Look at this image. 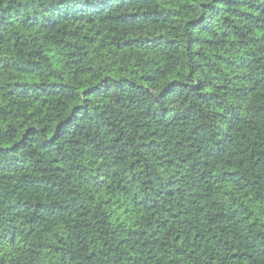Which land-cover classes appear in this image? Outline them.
<instances>
[{
	"label": "trees",
	"instance_id": "16d2710c",
	"mask_svg": "<svg viewBox=\"0 0 264 264\" xmlns=\"http://www.w3.org/2000/svg\"><path fill=\"white\" fill-rule=\"evenodd\" d=\"M0 264H264V0H0Z\"/></svg>",
	"mask_w": 264,
	"mask_h": 264
}]
</instances>
